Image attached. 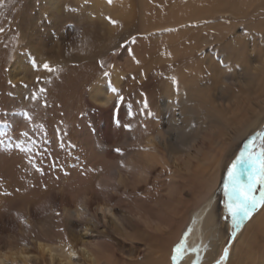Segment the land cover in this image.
Here are the masks:
<instances>
[{
  "label": "rangeland",
  "instance_id": "obj_1",
  "mask_svg": "<svg viewBox=\"0 0 264 264\" xmlns=\"http://www.w3.org/2000/svg\"><path fill=\"white\" fill-rule=\"evenodd\" d=\"M102 1L120 9V14L93 15L88 9L91 0H78L65 6L69 12L56 19L55 24L42 10L43 0H3L4 7H0V27L5 29L0 33L1 264H66V256L71 264H93L83 249L99 239L108 241L116 257L129 255L135 245L115 230L114 223L120 226L123 216H129V208H137L141 202L153 205L163 200L169 174L158 168L146 182L129 184L108 195L100 193L98 197L108 199L115 215L106 212L103 216L99 210L91 214L83 209L78 216L68 214L70 205L94 192L93 186L85 185L89 174L114 173L121 167L120 162L125 165L129 153L140 149L146 135L154 130L174 134L177 128H184L197 136V146L213 153L219 163L213 173L219 178L243 143L264 126V105L243 85L254 81L249 70H261L264 57L259 54L264 49V33L246 25L255 16L238 13L235 6L240 0ZM106 17L116 20L117 25L113 26ZM85 26L90 30L85 32L89 36L84 33ZM77 33L81 34L79 38ZM132 37H136L134 44ZM240 44L241 52L237 54ZM228 49H234V53L230 55ZM33 59L37 65L48 62L62 71L48 73L42 67L34 70ZM99 61H103V69ZM103 72L109 76L104 77ZM37 76L42 78L47 93L32 102L26 97L41 86L35 84ZM173 77L179 82V95ZM259 77L264 78L263 71ZM21 82L28 88L22 87ZM99 87L109 94L106 104L91 99ZM113 87L124 97L123 104H117ZM45 100L46 108L42 107ZM204 101H210L209 105L215 108L214 124L209 123L210 116L206 118ZM114 109L119 111V127L114 122ZM129 110L136 114L134 118L128 116ZM23 111L33 116L31 125L24 121ZM172 111L178 116L173 122L168 117ZM127 123L132 124L131 131L123 127ZM21 130L29 136L18 139ZM117 147L123 149L124 155L113 151ZM34 155L43 175L29 163ZM185 195L187 201L192 199L188 193ZM217 201L223 238L218 240L221 243L210 264H215L223 248L230 245L225 262L229 264L232 253L235 259L236 253L244 251L241 244L235 252V244L243 242L251 220L262 208L230 238L231 228L222 218V192ZM132 219L128 218L132 221L129 229H142ZM183 222L176 221V226L166 230L165 235L173 237L170 251ZM61 228L63 232L59 231ZM253 237L257 253L254 259L258 261L256 257L264 256V232L256 230ZM39 243L53 248V259L39 249ZM146 254H140L143 256L138 263L148 261ZM245 258L243 254L244 264ZM237 261L232 264H242Z\"/></svg>",
  "mask_w": 264,
  "mask_h": 264
},
{
  "label": "bare ground",
  "instance_id": "obj_2",
  "mask_svg": "<svg viewBox=\"0 0 264 264\" xmlns=\"http://www.w3.org/2000/svg\"><path fill=\"white\" fill-rule=\"evenodd\" d=\"M72 3H78V0H43L41 7L42 10L49 14L52 21L57 24L55 20H58L64 13L69 12L64 9L65 6L68 4L71 5ZM89 5L90 7H88V9L90 8L93 15H100L103 13L116 15L118 12L120 14V9L118 10V8L114 6H107L102 0H91ZM26 6L27 4L24 5V7ZM235 7H237L236 10H238V13L242 16H248L249 13H252L255 17L251 16L252 18H250L246 25L253 26L264 33V0H240ZM83 30L84 33L90 31L87 26H85ZM93 30L97 31L96 28ZM88 33L90 34V32ZM51 48L53 49V47ZM241 48L240 44L239 49L236 50L235 53L238 54V51L241 52ZM62 49L61 47V51H63ZM228 51L230 55L234 53V49H228ZM260 54L259 56L261 58L264 57V49ZM20 66L19 63V67ZM254 71H256L258 75ZM262 71L264 72V59L261 70H249V75L254 81H246L243 85L250 91L249 93L252 95L255 94L254 96L259 98L261 104L264 105V78L259 77V73ZM193 97L196 98V94H193ZM91 99L97 104H106L109 102L110 98L106 89L99 87L95 88L91 95ZM202 104L203 106H207V108L204 109V111H206V118L210 116L211 121L209 123L212 122L214 124L216 116L213 112H215V108L209 105L210 101L209 104L205 101L202 102ZM168 117L171 122L176 121L178 118L174 111H172V114ZM154 131L146 135L145 139L142 141V145H140L141 148H138L134 152H130L125 165L115 169L114 173L102 176L99 171H96L89 174L85 179V185L91 188L93 186L94 192L90 193V196L85 200L76 203V205H70L71 209L68 210V214L73 213L76 216L80 214L81 209L91 214H96L98 210L101 211V209H103V216H106V212L115 215L117 213L113 211V206L108 202V199L98 197L100 193H106L108 195L111 191L118 192L125 189L129 184L134 185L140 182H146L153 174V171L158 168H160L162 172L164 170L165 173L169 174L168 181L165 182L163 187V200L153 205L142 204L141 202V205L137 206V208H129V211H127L129 216H123L120 221V226L114 223L115 230L119 232L121 236L123 235L128 239L131 245H135L133 251L125 257H116L108 241L106 239H99L95 241L92 247H87L86 250L83 249V252L87 253V258H89L93 264H172V249L180 241L186 231L189 233L187 243L190 248L199 247L201 249H207L201 252V256L203 257L202 264H210L217 255L218 246L221 243V241L218 243V240H222L223 237L220 227L221 223L216 214V206L218 203L217 198L221 195L222 180L225 173L219 178L213 173V170L219 167V163L215 160V156L209 149L205 150L202 146H197L196 135L189 134L184 128H180V130L177 128L174 134L171 131L161 129ZM171 135H173V137H171ZM104 143L106 144V142ZM143 149L148 150L144 151ZM92 158H94L93 155ZM95 161L97 163L101 162L98 159ZM97 185H99V187H97ZM184 189L185 192L183 191ZM185 193L191 195L192 199L187 201ZM259 213L260 214L257 216L255 215L256 217L251 220L250 224L252 226L250 227L249 224L250 228L245 231L246 234L250 233L251 236L249 237L248 234H244L242 238V240L244 239L243 242L240 241V243L235 244V246H237L235 252H237L242 245L244 251L236 253L235 259H233L232 253L231 262L229 264L237 260L244 264L243 259H241L243 254L247 256V258H245V264H264L263 255L256 257L258 261L254 259L257 253L254 251L256 246L252 242V239H255L254 237L252 238V236L255 234L256 230L262 233L264 232V208H262ZM129 217L131 219L133 217V223L140 225L142 229L135 228V230H130L129 228H131L132 221L128 220ZM181 219L184 220V222L182 228H180L178 232L180 236L178 240L173 243L170 251L169 246L171 245L170 243L173 237H167V235H165L167 232L166 230L172 229L176 226V221H180ZM84 227V229H86V226ZM101 233L105 235L103 232H100V235ZM148 236H150V239ZM151 238H155V242H153ZM38 247L43 252L49 254L51 259L54 258L55 253H51L53 248L52 250L48 247L45 248L41 243L38 244ZM136 247L139 250H136ZM142 247L143 249H141ZM143 251L147 253L144 258L148 257V261L138 263L139 260H142L141 256L143 255L140 254ZM158 251L161 253L158 254ZM163 253L166 254L163 255ZM66 257V264H71L70 257ZM139 257H141V259ZM194 259L195 254H189L185 257L184 261H182V264H192Z\"/></svg>",
  "mask_w": 264,
  "mask_h": 264
},
{
  "label": "snow or ice",
  "instance_id": "obj_3",
  "mask_svg": "<svg viewBox=\"0 0 264 264\" xmlns=\"http://www.w3.org/2000/svg\"><path fill=\"white\" fill-rule=\"evenodd\" d=\"M108 3L111 4L112 0H108ZM0 7H4L3 0H0ZM106 19L113 26L118 23L111 17H106ZM4 31L5 29L0 27V33H3ZM244 34L247 35L246 32ZM80 35V33H77V38H79ZM131 43H136V37L131 38ZM121 47H124V45H121ZM129 54L132 56V59L139 64V60H136L131 49H129ZM21 55H26V53L21 52ZM98 63L101 69H103V61H99ZM31 64L34 70H39V68L42 67V69L48 73H58L62 71L59 66L54 67L48 62H44L42 66L37 65L35 59L31 61ZM103 76L107 77L109 76V73L103 72ZM50 82L51 81H48V83ZM172 83L176 86V94L179 95V82L175 77L172 78ZM9 84L11 85V81H9ZM35 84L41 86L38 89L32 90L30 96L26 97V99L32 102L38 101L42 95L47 93V88L42 86V78L40 76L36 77ZM11 86L15 87V85ZM21 86L28 88V85L23 82H21ZM111 91L118 95L117 104H123L124 97L118 94V90L113 87ZM177 103H179V101H177ZM42 107H48L46 100ZM143 107L145 109L148 108L146 100L144 101ZM127 114L130 118H134L136 115L130 110ZM22 115L24 121L31 125L33 116L28 111H23ZM148 115L150 116L151 113H148ZM114 117L116 126H121L118 109H114ZM123 127L126 130L131 131L133 126L131 123H127L124 124ZM40 128H43V125H40ZM21 136L27 138L29 133L21 130L18 133L17 138L19 139ZM21 150L30 152L31 148H22ZM143 150L147 151L148 149ZM113 151L118 155H124L123 149L119 147L114 148ZM37 154L43 155L39 150H37ZM29 163L35 167L37 172L43 175V168L36 164L35 155L29 160ZM120 163L121 167H123V161ZM55 166L56 165L53 164V167ZM97 187H99V185H97ZM221 192L223 208L222 218L231 228L229 237L234 238L237 234L236 230L240 229L243 223L250 219L255 211L264 208V131L256 132L255 135H252L247 139L230 160L222 180ZM101 211H103V209H101ZM56 215L59 216L60 213L57 212ZM21 222H24L22 217ZM59 231L63 232L64 229L61 228ZM188 235L189 233L186 231L180 241L172 249V264H182V261H184L185 257L189 254H195V259L192 261V264H202L203 257L201 256V252L206 251L207 249H201L199 247L190 248L187 243ZM65 239H67V237H65ZM229 248L230 245H226L223 248L222 254L219 256V259L215 261V264H225L229 257Z\"/></svg>",
  "mask_w": 264,
  "mask_h": 264
},
{
  "label": "water",
  "instance_id": "obj_4",
  "mask_svg": "<svg viewBox=\"0 0 264 264\" xmlns=\"http://www.w3.org/2000/svg\"><path fill=\"white\" fill-rule=\"evenodd\" d=\"M260 131H264V126L260 129Z\"/></svg>",
  "mask_w": 264,
  "mask_h": 264
}]
</instances>
